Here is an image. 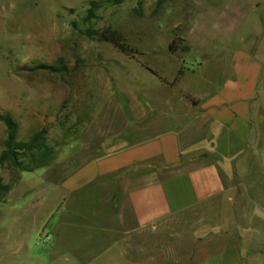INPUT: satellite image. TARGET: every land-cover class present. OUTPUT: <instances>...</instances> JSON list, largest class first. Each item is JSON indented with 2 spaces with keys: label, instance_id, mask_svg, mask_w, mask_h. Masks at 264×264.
Segmentation results:
<instances>
[{
  "label": "rangeland",
  "instance_id": "rangeland-1",
  "mask_svg": "<svg viewBox=\"0 0 264 264\" xmlns=\"http://www.w3.org/2000/svg\"><path fill=\"white\" fill-rule=\"evenodd\" d=\"M104 1L0 0V151L4 118L16 124L18 140L44 131L58 150L47 167L32 173L0 168L11 186L0 202V264H128L117 258V245L91 229L87 201L70 204L75 195L93 203L90 189L68 192L73 173L178 110L181 93L198 96L223 83L220 71L234 54L257 59V91L264 94V0ZM92 3L100 9L87 22ZM105 28L118 34L127 53L99 40ZM261 131L241 162L245 181L234 176L227 156L217 161L226 189L244 185L264 205ZM224 199L231 229L254 227L246 235L236 231L246 252H264V211L255 206L251 212L240 195L238 204L248 208L231 212L227 194ZM162 238L141 244L140 251H154Z\"/></svg>",
  "mask_w": 264,
  "mask_h": 264
},
{
  "label": "crops",
  "instance_id": "crops-1",
  "mask_svg": "<svg viewBox=\"0 0 264 264\" xmlns=\"http://www.w3.org/2000/svg\"><path fill=\"white\" fill-rule=\"evenodd\" d=\"M259 70L256 58L234 54L220 71L226 76L223 83L207 87L198 96L181 93L178 110L170 109L131 142L126 138L117 151L73 173L66 189L69 193L90 189L93 203L75 195L70 204L87 201V211L94 218L89 220L91 229L118 246L117 258H127L128 264L145 260L152 264L160 258L166 264L264 261V252L247 253L245 238L243 245L238 239L237 229L246 235L254 227L231 229L225 220L224 196L228 195L231 212L248 207L251 212L257 207L264 211V205L251 199L256 194L244 185L226 189L217 161L227 156L237 173L234 176L245 181L241 162L250 157L264 128ZM212 79L207 80L208 86ZM240 195L250 202L244 209L238 204ZM164 236L170 238L167 244ZM157 237L162 241L154 244ZM152 242L154 251H140L141 244Z\"/></svg>",
  "mask_w": 264,
  "mask_h": 264
},
{
  "label": "trees",
  "instance_id": "trees-1",
  "mask_svg": "<svg viewBox=\"0 0 264 264\" xmlns=\"http://www.w3.org/2000/svg\"><path fill=\"white\" fill-rule=\"evenodd\" d=\"M120 3L121 0H107L103 2V5L116 6ZM99 9V4L92 3L89 10H87L86 21L90 22L92 19H95V12ZM99 40L113 45L122 53L128 52L126 47L121 44L118 34L111 28L103 29ZM41 69L54 71L52 68L47 67H41ZM2 121L6 129L0 151L1 169L20 173H32L47 167L58 154V150L46 140L44 131L36 132L26 140H18L16 124L6 118L2 119ZM10 189L11 186L4 184L0 178V202L7 196Z\"/></svg>",
  "mask_w": 264,
  "mask_h": 264
}]
</instances>
